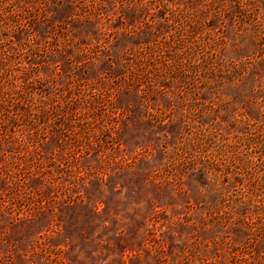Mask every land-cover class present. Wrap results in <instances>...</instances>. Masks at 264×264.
Instances as JSON below:
<instances>
[{
	"label": "rangeland",
	"instance_id": "rangeland-1",
	"mask_svg": "<svg viewBox=\"0 0 264 264\" xmlns=\"http://www.w3.org/2000/svg\"><path fill=\"white\" fill-rule=\"evenodd\" d=\"M13 1L0 3V264H264V0H27L10 14ZM70 1L109 28L86 62L71 45L100 30L66 20ZM33 37L48 43L35 61ZM129 47L161 76L203 59L217 69L191 109L168 77L142 100L141 75L120 62ZM19 60L45 94L93 102L24 127L2 109L25 101Z\"/></svg>",
	"mask_w": 264,
	"mask_h": 264
},
{
	"label": "trees",
	"instance_id": "trees-1",
	"mask_svg": "<svg viewBox=\"0 0 264 264\" xmlns=\"http://www.w3.org/2000/svg\"><path fill=\"white\" fill-rule=\"evenodd\" d=\"M26 1L27 0H14L13 2H11L10 5H12L13 10L11 11L10 14H13L16 10H18V8L20 9V7H22L23 4L25 5L27 3ZM0 3L4 4V0H0ZM72 6L74 7V1H70L68 5V9L69 10L71 9V15L66 17L65 18L66 20L68 18H72L82 25L93 24L94 22L95 24L93 26L94 30H96L97 32L100 30L99 34H100L101 39L99 38L95 39V43L93 44L92 47L89 48L88 45H81V43H79V45H76V44L71 45V47L75 46V51L77 52L76 57L79 58L78 62L79 63L86 62L87 60H90V57L92 56V54H94L93 51L95 48L101 46L103 43L110 45L109 43L110 41H107L110 35L109 32H107L109 28L107 27L108 29L105 28L104 30H102L103 27L98 28V25H97L98 19H96L97 15H90L91 14L90 11L84 12L83 13L84 15H82L79 19L78 18L79 15L76 14V10L75 9L73 10ZM244 6L245 5H241L240 2L238 1L234 5V7H231V9H228V12L233 11L235 15L239 14L243 10ZM14 7L16 9H14ZM162 7L166 10L167 4L163 3ZM134 10L135 8H132L130 13L134 14L135 12H137L136 10L135 11ZM0 12H1L0 15L2 14L4 15L3 10L2 11L0 10ZM162 19H166V17H164V14L162 16ZM23 20L25 21L26 19H23ZM22 23L29 25L30 21L21 22L20 24ZM121 24H124V23L121 21ZM147 30L148 29L146 28V31ZM141 31L142 32L138 35V37L141 34L146 33V31H143V30ZM153 34L154 33L150 35L149 37L150 40H148L147 43H144V45L142 42H137V41L136 43H134V45L138 46L140 49L147 48V46L151 45V42H155V40H151V36ZM136 39H139V38L136 37ZM23 45L27 46L29 50L27 54H29V56L32 59H34V61L37 58L41 57L40 52L43 51L41 50V48H45L46 50L48 49V43L46 41L39 40L38 37L27 38L26 43H23ZM20 46H22V44ZM191 47L190 48L193 50L196 46L194 47V45L191 44ZM132 51H133V47H129L128 49H126L125 52H123V55L121 56L120 62L124 69L129 68L131 70V73L137 72V75L138 74L141 75L139 81H137L136 85L135 84L133 85L132 89L140 93L139 97L142 100H146L150 96L156 95L157 93L163 90H168L169 87H164L161 85L159 89L158 84L160 81H157V79L159 78H163L162 80H164L165 78L168 77L175 83L174 85L175 88L180 89L183 87V88H188L189 90H191V94L187 96L188 101L186 102L189 105L188 109H191L198 100L199 90L201 91L203 90V88L205 89L203 79L205 78V79L211 80V76L212 74H214L213 71L217 69L216 67L209 68L208 65L210 64V62L208 63L207 59H203L197 65H193L190 70L189 68L184 69V70L176 69L177 71L167 70V71H163L166 75L161 76L160 75L161 70L159 69H155V68L147 69L145 66L141 67L143 65V61L140 60V58L137 56H132L133 55L131 54ZM131 56L133 58H131ZM142 59L144 60L145 58L142 56ZM131 61H135V64L139 66V67H136L137 69L133 72H132L133 69H132ZM23 62L24 61L19 60V62L17 63L18 66L16 67L15 65H12L13 67H11V70L16 72L15 73L17 74L16 77L20 76L19 78L20 79V84H19L20 90L19 91L22 97L25 96V99H24L25 101H22V102L18 101L16 103L14 102L8 105V103H3V102H6L5 100H2V106H3L2 109H4L6 115L8 114L21 115L23 117L22 124L24 127L31 129L33 115H40V118H44L45 115H59V113L65 111L64 109H66L68 103H81V105H84V104H89L93 102V101H90V98L84 92H80V91L73 92L71 91V89L69 90L68 89L66 90L57 89L61 93L60 96L59 95L57 96L56 93L45 94L43 91H41L40 86H39V80L35 77V75H32L29 72H25L24 74L19 75V71L21 70L28 71L27 67L25 66ZM166 62H167L166 65L170 66L171 63H169V61H166ZM237 70H239L238 67L237 69L235 67H231V68L229 67L226 71L229 75L230 71H233V73H235L237 72ZM182 92L183 91H180V93ZM180 99H184V97H181ZM58 107H64V108H58ZM173 114L179 115V113L177 112ZM181 115H192V114L189 111H187L186 114L181 113ZM26 137L30 138V135L27 134ZM250 164L251 162H249L248 160L241 161V165L243 166L245 170ZM256 167H257L256 165H253V168H256ZM229 170L230 169L226 168L224 169L222 173L223 183L229 184L231 179L233 178L229 175L231 172ZM218 171L216 170V172Z\"/></svg>",
	"mask_w": 264,
	"mask_h": 264
}]
</instances>
